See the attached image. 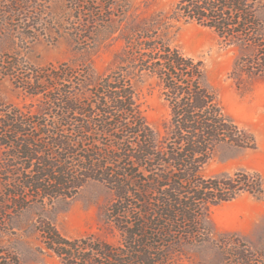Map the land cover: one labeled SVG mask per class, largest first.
<instances>
[{"label":"rangeland","instance_id":"obj_1","mask_svg":"<svg viewBox=\"0 0 264 264\" xmlns=\"http://www.w3.org/2000/svg\"><path fill=\"white\" fill-rule=\"evenodd\" d=\"M179 1L94 3L93 22L86 6L69 0H0V100L46 124L49 131L55 128L69 136L57 124L55 102L66 96L86 100L95 84L124 66L138 110L161 141L170 119L168 103L156 79L133 68L135 55L121 34L130 36L129 29L141 26L184 56L200 61L205 84L225 114L250 138L249 147L218 146L201 174L205 178L257 175L262 192L241 191L230 201L204 208L207 233L201 241L172 250L169 263L264 264V74L234 79L236 61L241 57L253 61L254 53L227 45L213 30L174 16ZM257 2L256 15L264 27V0ZM107 28L115 31L106 34ZM82 135L85 149L92 139L107 142L103 136ZM47 140L42 136L37 142ZM13 153L0 148V264H64L44 245L45 223L66 239L90 237L114 248L122 246L123 237L108 217L114 191L104 182L88 181L69 196L51 199L24 192L16 205L11 204L8 193L20 183L8 180L6 165L16 166L13 179H20L28 163L18 161Z\"/></svg>","mask_w":264,"mask_h":264},{"label":"trees","instance_id":"obj_2","mask_svg":"<svg viewBox=\"0 0 264 264\" xmlns=\"http://www.w3.org/2000/svg\"><path fill=\"white\" fill-rule=\"evenodd\" d=\"M69 1L86 6L93 17L92 4L108 5L109 0ZM257 8V0H180L173 15L213 30L227 45L253 52L255 60L241 57L233 70L234 79L251 78L264 74V27ZM140 27L121 39L135 55L133 68L156 79L168 103L170 119L161 141L138 110L124 66L95 84L86 100L66 96L55 102L57 124L69 136L55 128L50 132L37 118L0 100V148L28 161L20 179H13L16 166L6 165L8 180L20 183L8 193L11 204L24 192L43 199L69 196L88 181L104 182L114 191L108 217L123 237L121 247L90 237L66 239L43 224L44 245L64 264H170L172 250L201 241L207 233L204 208L230 201L241 191L262 192L257 175L202 176V166L218 146L249 147L250 138L205 84L202 63ZM82 134L103 136L107 142L92 139L85 149ZM42 136L48 140L38 143Z\"/></svg>","mask_w":264,"mask_h":264},{"label":"bare ground","instance_id":"obj_3","mask_svg":"<svg viewBox=\"0 0 264 264\" xmlns=\"http://www.w3.org/2000/svg\"><path fill=\"white\" fill-rule=\"evenodd\" d=\"M253 118V117H252Z\"/></svg>","mask_w":264,"mask_h":264}]
</instances>
